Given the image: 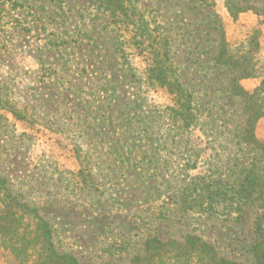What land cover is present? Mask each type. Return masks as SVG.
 Returning <instances> with one entry per match:
<instances>
[{
  "label": "rangeland",
  "instance_id": "1",
  "mask_svg": "<svg viewBox=\"0 0 264 264\" xmlns=\"http://www.w3.org/2000/svg\"><path fill=\"white\" fill-rule=\"evenodd\" d=\"M103 2L0 0V192L36 208L55 249L80 264H171L151 250L153 239L189 236L255 264L264 186L261 200L244 201L252 153L222 133L242 124L244 104L226 90L234 73L212 59L218 35L208 12L220 16L229 51L254 64L239 85L264 95L261 18L232 19L225 0H121L114 16ZM142 19L167 36L170 72L196 112L186 121L152 77L149 45L137 37ZM210 126L215 141L203 134ZM254 135L264 143V115ZM31 226L15 242L27 243ZM38 261L0 247V264Z\"/></svg>",
  "mask_w": 264,
  "mask_h": 264
},
{
  "label": "trees",
  "instance_id": "2",
  "mask_svg": "<svg viewBox=\"0 0 264 264\" xmlns=\"http://www.w3.org/2000/svg\"><path fill=\"white\" fill-rule=\"evenodd\" d=\"M102 1H104V8L113 16L116 13L115 11L118 14V11L123 9L121 0ZM200 1L209 3L210 0ZM225 6L232 19H236L240 13L252 11L261 18V23L264 24V0H225ZM123 15L125 19H129V15L126 12H123ZM208 15L213 29L218 35L216 52L213 54L212 59L221 65H227L234 73L226 81V90L229 92L230 98L237 97L244 104L241 110L243 116L242 124L234 126L232 129L228 126L224 127L222 130V133L225 134L224 140L230 142L234 137H237L243 147H249L252 157L241 179L245 183V185H241L243 187L241 191L244 193V201L261 200V192L264 186V143L256 139L254 135V124L264 115V95L262 88L257 87L252 92H249L239 85L241 78L254 75L256 72L254 64L241 59V57H236L234 53L229 51L220 16L212 10L208 12ZM136 26L138 28V39H140L141 43H146L147 41L146 46L149 45L150 48V60L153 70L152 77L172 96V100L179 115H181V119L186 121L187 118H192V115L196 112L193 109H190L189 112V105L191 104L190 101L184 98V81L174 77L173 73L170 72L171 62L169 61L170 57L167 49V36L164 34L161 35V33L153 34L154 29L150 28V24L146 19H142ZM153 43H158V47L154 48ZM251 44L257 49L258 43L253 37H251ZM228 116L231 117L232 114ZM189 123L192 122L190 121ZM203 134L213 141L218 136L217 130L213 126L204 130ZM4 191V193L0 192L2 194L0 197V247L2 249L13 253L24 249L26 256L36 253L40 261L35 264H80L74 255L67 252L60 253L55 249L51 240L48 223L38 214L36 208L29 207L23 203L19 204L15 195L10 194L6 190ZM25 216H28V221L24 222L23 218ZM30 225H32L31 231L34 232V235L28 239L27 243L18 244V242H15L14 237L24 233V229H26L24 226ZM255 231L256 237L252 244L254 262L255 264H264V226L257 222ZM153 241L156 245L152 246L151 250L157 251L155 255H159L160 257L163 255V257L173 261L171 264H238L219 256L212 246L197 236L187 237L184 243H166L161 242L157 238H154ZM153 255L151 254L149 257ZM139 257L142 260L147 258V256L142 257L139 254L134 256L135 259H140Z\"/></svg>",
  "mask_w": 264,
  "mask_h": 264
}]
</instances>
